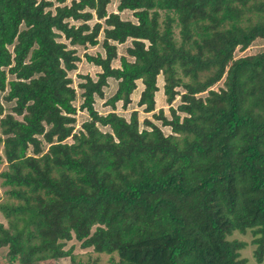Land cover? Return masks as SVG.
<instances>
[{"label":"trees","instance_id":"1","mask_svg":"<svg viewBox=\"0 0 264 264\" xmlns=\"http://www.w3.org/2000/svg\"><path fill=\"white\" fill-rule=\"evenodd\" d=\"M110 2L0 0V97L12 104L0 119V249L17 264L73 259L72 240L114 264H248L229 237L251 232L262 264L264 51L234 52L264 40V0H119L108 14ZM127 41L131 61L113 44ZM99 44L104 56L84 55L101 72L78 86L89 120L76 133L74 48ZM159 75L167 104L184 91L171 119L153 114L170 135L114 112L138 81V107L154 112ZM109 79L112 112L100 115Z\"/></svg>","mask_w":264,"mask_h":264},{"label":"rangeland","instance_id":"2","mask_svg":"<svg viewBox=\"0 0 264 264\" xmlns=\"http://www.w3.org/2000/svg\"><path fill=\"white\" fill-rule=\"evenodd\" d=\"M72 0H65V4L64 5H70ZM119 0H111L110 4L107 6V13L108 14H112L115 13L117 14V6H118ZM119 16L122 20H128L131 22H136V19L133 17L132 12L129 11H124L122 13H119ZM96 22V20H93L91 22H89L90 26H93V24ZM101 23H103V21H100ZM70 24H74L77 25L74 22H71ZM176 33V37H178V30H175ZM62 42L68 44V42L64 41L63 39L61 40ZM99 42H102V35L99 36ZM116 48H117V54H118V58L125 56L127 57L128 60H132L130 57L127 56V48H129L131 46V41H127L125 44H115L113 43ZM73 49V48H70ZM76 50V54L77 56L80 58V61L76 64V70L69 72L68 76L69 78L72 80V87L74 88L75 92H76V100L72 103L73 106L77 109V112L74 114V116H72L75 119V124H74V132H79L81 130V126L82 123H84L85 121L89 120L87 112L84 110L79 109V106L82 104L83 100L81 97L82 94V90L78 87L79 84L83 83V77L84 76H89L92 80H97V75L101 72L100 69H98L97 67L93 66L92 64H88L84 58L85 54L91 55V56H96V55H101L104 56V50L102 48L101 45L97 46V47H80L77 46L74 48ZM264 51V40L262 39H257L255 40L246 50H240L237 49L234 52V59H238V58H242V57H246V56H252V55H256L258 53H261ZM118 58L116 60H114L112 62V66L114 68H118L119 67V60ZM108 86L106 88L103 89L104 95L105 97L102 98V100L98 97H96V101L94 103V108L97 112L101 113L102 115L106 112L109 111V108H105V104L106 101L110 98L109 96L112 95V92H115V89H117V82L113 81L112 79H109L108 81ZM224 78L218 82L217 84H215L214 86H212L210 88V90H214V91H218L219 89L223 88L224 85ZM141 88V84L138 82L137 83ZM163 77L161 75L158 76V81H157V87L159 89V93H156V97H155V111L151 112V113H145L144 111H142V107L137 108L136 110H138V121H139V127L140 130L145 129V126L143 125V121L149 120L151 122H153L157 127H159L164 135H170L171 134V129L170 127H164L162 126L161 122L158 120H155L153 117V114H158L159 109H162L164 112V116L167 119H171L170 116V108H173L174 110H176V108L180 105V96L182 94H184V91L182 88H177L176 92H178V95L175 97V100L169 105L166 102V98L163 94ZM138 91L133 92V93H138ZM198 97H205L206 94H200L197 95ZM135 98V97H134ZM0 106H2V109L4 111V113L2 115H0V119L6 114V113H10L11 108H12V104L6 103L5 100L0 97ZM133 107H128L127 110L122 111V108L120 106V104H118V113L117 111L115 112L117 115L125 118L126 120H129V116H130V110ZM179 116L184 117L185 115L182 113H178ZM20 119V118H19ZM103 131H108V129H104L102 128ZM67 143L71 144L72 143V139L68 138L66 140ZM43 150L46 151L47 150V146L46 144L43 143ZM30 152V151H29ZM0 156H3L2 154V146L0 145ZM6 166L5 164L0 165V172L5 170ZM6 196H5V190L3 188L0 187V203L5 201ZM0 223L3 224L5 227L7 226V222L6 220L3 218V216L0 213ZM229 240H237L239 242H242L246 245V247L244 249H242L240 251L241 254V258H244L248 261V264H257L256 260L254 258V249L255 247L252 245V240H253V236L251 232H247L246 234L242 235L239 233H234L232 236L229 237ZM72 250V254L74 256L73 259L67 257V258H63V259H59L56 261H48L46 263H40V264H114L113 260L111 259L110 256L108 255H98L96 253H94L91 249H83L80 246V243L72 240L66 243L65 246V250ZM116 262V259H114ZM0 264H17V263H11L9 261V258L7 256V249H0ZM262 264H264V259Z\"/></svg>","mask_w":264,"mask_h":264},{"label":"crops","instance_id":"3","mask_svg":"<svg viewBox=\"0 0 264 264\" xmlns=\"http://www.w3.org/2000/svg\"><path fill=\"white\" fill-rule=\"evenodd\" d=\"M101 43V42H100ZM99 45H101V44H99ZM99 45H97V46H99ZM97 46H95V47H97ZM94 66V65H93ZM96 67V66H95ZM98 68V67H97ZM98 69H100V68H98ZM113 80V79H112ZM93 81H95V80H93ZM109 81V80H108ZM113 81H115V80H113ZM117 82V81H116ZM141 85H142V83L140 82V81H138ZM137 82V83H138ZM109 83V82H108ZM139 85L137 84V88H136V90L134 91V92H136V91H138L139 90V92L136 94V93H133L132 95H131V103L124 109L123 107H122V103L121 102H119V103H117L116 104V108H115V111L114 112H116L117 111V113H118V104H120V106H121V108H122V111H124V110H127V108L128 107H133L131 110H130V113H132V112H134V111H138V110H136L137 108H139L138 107V105H137V103H138V101H139V99H140V94H141V92L143 91V85L141 86V88L140 87H138ZM163 90V89H162ZM115 91H116V89H115ZM160 91H159V89H158V92L157 93H159ZM115 92H112V95L114 94ZM111 95V96H112ZM111 96H109V97H111ZM104 97H105V95H104ZM135 97V98H134ZM155 97H156V94H155ZM101 100H102V98H100ZM95 101H96V97H95ZM105 108H109V111L108 112H106V113H104L103 115H105V114H107V113H109V112H112V110H111V108L107 105V104H105V106H104ZM142 109V111H143V109H144V107H142L141 108ZM160 110V109H159ZM159 110H157V111H159ZM138 113V112H137ZM98 114H100V115H102L101 113H99L98 112ZM119 114V113H118ZM148 114V113H147ZM131 115V114H130ZM129 118H130V116H129Z\"/></svg>","mask_w":264,"mask_h":264}]
</instances>
